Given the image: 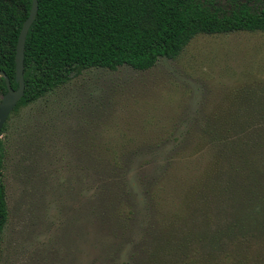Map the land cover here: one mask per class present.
Masks as SVG:
<instances>
[{"label": "rangeland", "instance_id": "1", "mask_svg": "<svg viewBox=\"0 0 264 264\" xmlns=\"http://www.w3.org/2000/svg\"><path fill=\"white\" fill-rule=\"evenodd\" d=\"M249 85L264 96V33L203 34L175 60L83 69L12 112L1 136L9 221L0 264H149L178 237L169 232L183 201L232 150L221 143L247 139L232 127L262 124L238 107ZM215 123L227 128L212 132ZM116 161L126 168L112 171ZM118 177L133 200H90Z\"/></svg>", "mask_w": 264, "mask_h": 264}, {"label": "trees", "instance_id": "2", "mask_svg": "<svg viewBox=\"0 0 264 264\" xmlns=\"http://www.w3.org/2000/svg\"><path fill=\"white\" fill-rule=\"evenodd\" d=\"M38 1L25 44V95L13 112L68 83L83 69L114 71L128 66L147 71L160 58H179L199 35L264 33V0ZM31 7L32 0H0V71L14 89L19 86L18 37ZM252 87L240 91L238 107L248 110L244 114L251 118H264V107L256 105L264 96L253 98ZM7 91V82L0 77V95ZM217 123L212 132L227 128L218 129ZM261 123L232 127L230 132L246 133L247 139L221 143L232 150L217 156L204 181L199 180L191 197L183 201L185 210L177 213L185 214L178 217L179 230L173 225L169 232L178 237L157 246L149 264H264V120ZM3 165L1 141L0 169ZM117 167L126 165L116 161L112 171ZM124 182L120 177L102 180L90 200L117 205L133 200L130 190L122 189ZM8 221L7 195L0 183V256Z\"/></svg>", "mask_w": 264, "mask_h": 264}, {"label": "water", "instance_id": "3", "mask_svg": "<svg viewBox=\"0 0 264 264\" xmlns=\"http://www.w3.org/2000/svg\"><path fill=\"white\" fill-rule=\"evenodd\" d=\"M39 8V1L32 0V7L30 14L23 24L20 35L18 37L17 47H16V76L15 81L19 85L17 89L12 88L11 83L7 75L0 71V77H3L7 82V93L3 96L2 102L0 104V148H1V136L3 128L10 117L13 110L16 108L18 102L25 95V44L28 32L37 16Z\"/></svg>", "mask_w": 264, "mask_h": 264}]
</instances>
